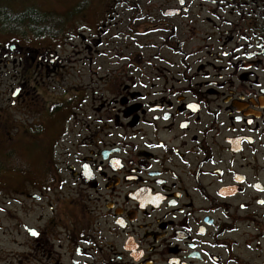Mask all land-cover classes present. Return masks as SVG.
Instances as JSON below:
<instances>
[{
	"label": "flooded vegetation",
	"instance_id": "1",
	"mask_svg": "<svg viewBox=\"0 0 264 264\" xmlns=\"http://www.w3.org/2000/svg\"><path fill=\"white\" fill-rule=\"evenodd\" d=\"M115 2L85 16L92 79L8 201V264H264V0ZM27 49L0 62L48 72Z\"/></svg>",
	"mask_w": 264,
	"mask_h": 264
},
{
	"label": "rangeland",
	"instance_id": "2",
	"mask_svg": "<svg viewBox=\"0 0 264 264\" xmlns=\"http://www.w3.org/2000/svg\"><path fill=\"white\" fill-rule=\"evenodd\" d=\"M114 3H116L115 0H0V7L2 6L0 10L24 11L32 6L44 14H57L58 16L53 20V26L56 24H54L55 20L60 22L56 27L57 33L46 38H40L29 31L27 38L8 31L9 29H3L6 24L0 23V48L9 51L10 46H15L16 49L29 47L26 57H29V60L46 59L49 67L48 72L37 67H27L26 70H22L19 64L14 65V58L11 63L0 62V264H8L14 259L12 252L23 250L13 244L14 240L21 244L23 239L11 235L8 231L12 223L6 217L9 214L7 210L10 209L14 215H16L14 210H19L17 205L8 202L14 195L12 192H19L28 179H36L38 175H42L39 173L49 164L53 153L50 151L51 142L60 131L65 121L64 115L68 112L70 102L73 100L71 95L77 97L81 92L78 86L92 79L91 73L95 71L93 67L85 68L82 64L86 54L83 52L84 48L79 35L84 34L85 21L87 22L85 16H90L97 11H107ZM85 4L88 8L84 9ZM110 11L113 10L110 9ZM94 25L91 22V26L94 27ZM31 48H37V50ZM12 53L19 55L16 50ZM64 61L65 67L52 75L53 67L64 65ZM50 66L53 67L50 68ZM88 70L90 71L87 74ZM22 80L30 94L27 96L26 104L29 103L31 108L20 105L15 108L11 105L10 100H13L11 95L14 91H19L16 99L25 98L21 84L14 90L15 85ZM71 86L74 87L70 88ZM42 111L43 114H41ZM77 114L81 118L82 109H78ZM65 129L68 131L65 132L66 135L59 144L61 146H64L63 142L72 130L70 126H66ZM78 130L80 128L73 131ZM60 149L63 150V148Z\"/></svg>",
	"mask_w": 264,
	"mask_h": 264
},
{
	"label": "trees",
	"instance_id": "3",
	"mask_svg": "<svg viewBox=\"0 0 264 264\" xmlns=\"http://www.w3.org/2000/svg\"><path fill=\"white\" fill-rule=\"evenodd\" d=\"M57 16V14H44L43 12L35 7L33 8L32 6L25 9L24 11L4 9L0 10V23L3 22L4 24H6V27H3V29H9L8 31L18 33L26 37L29 31L33 34H37V36H39L40 38H46L47 36L50 37V35H55L57 33L56 27L59 26L60 22L58 20H55V27L53 26V20Z\"/></svg>",
	"mask_w": 264,
	"mask_h": 264
},
{
	"label": "water",
	"instance_id": "4",
	"mask_svg": "<svg viewBox=\"0 0 264 264\" xmlns=\"http://www.w3.org/2000/svg\"><path fill=\"white\" fill-rule=\"evenodd\" d=\"M19 91L15 92L14 95H13V98L17 97Z\"/></svg>",
	"mask_w": 264,
	"mask_h": 264
}]
</instances>
